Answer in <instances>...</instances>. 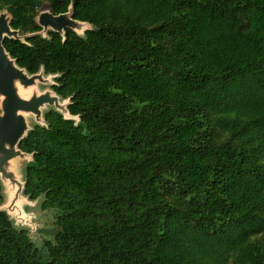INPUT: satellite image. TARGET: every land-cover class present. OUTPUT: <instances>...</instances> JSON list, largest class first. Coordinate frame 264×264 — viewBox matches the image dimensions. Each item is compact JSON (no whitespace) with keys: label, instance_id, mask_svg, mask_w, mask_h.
Masks as SVG:
<instances>
[{"label":"trees","instance_id":"16d2710c","mask_svg":"<svg viewBox=\"0 0 264 264\" xmlns=\"http://www.w3.org/2000/svg\"><path fill=\"white\" fill-rule=\"evenodd\" d=\"M44 4L89 28L3 45L74 118L50 107L18 143L23 194L55 221L37 246L0 210V264H264V0L0 10L30 34Z\"/></svg>","mask_w":264,"mask_h":264},{"label":"water","instance_id":"95a60500","mask_svg":"<svg viewBox=\"0 0 264 264\" xmlns=\"http://www.w3.org/2000/svg\"><path fill=\"white\" fill-rule=\"evenodd\" d=\"M72 15V6H69L66 12L53 14L44 4L36 17L37 23L41 26V30L30 34H20L19 30L13 29L10 26L11 14L9 11L7 9L0 10V154L4 155V162L18 153L28 154L18 148V143L29 130L21 112L35 114L36 117L41 118V123H39V121L36 123L44 124L43 116L41 115V107L47 103L50 104V106L53 104L55 109L62 113L65 118L74 117L71 116L67 110L69 99L59 98L52 89L51 93L44 92L37 95L33 93V95L28 98H23L17 94L15 87L17 82H20V84L24 86H29L34 84L36 78H40V74L44 73L41 69L37 73L28 74L24 68L16 65L15 60L12 59L6 51L3 41L5 37L23 40L25 37L33 34L44 35L48 30L63 34L65 28H71L77 33L79 29L85 27L83 30L84 32L89 28L87 23L74 19ZM50 76L53 78L52 75ZM60 100H62L61 103ZM63 101L67 102L63 103ZM29 155L31 160L32 154ZM22 187H24V183ZM1 205H3V203ZM0 210L8 214L5 209L0 208ZM17 210L18 209L15 208V211ZM17 213H20L19 210Z\"/></svg>","mask_w":264,"mask_h":264},{"label":"rangeland","instance_id":"374dc122","mask_svg":"<svg viewBox=\"0 0 264 264\" xmlns=\"http://www.w3.org/2000/svg\"><path fill=\"white\" fill-rule=\"evenodd\" d=\"M47 6V5H46ZM79 29L78 33L82 34L83 30ZM51 83L53 78L50 75L40 74V78H36L34 84L24 86L17 82L16 92L23 98H28L33 93L40 94L44 92L51 93ZM62 100H60L61 103ZM67 101H63L66 103ZM44 104L41 107V115L43 116L45 110L52 107L53 104ZM1 114V109H0ZM26 120L28 129L37 121L41 123V118L36 117L35 114L30 112H21ZM4 155L0 154V176L2 182L3 192V205L0 208L5 209L12 222L19 228H26L31 233V238L37 246H41L43 239L52 238V230L54 227V213L51 210H43L40 206L41 197L38 199L30 200L27 195L23 194V183H24V168L28 160H30L29 154H16L9 160H3ZM15 208L20 213L15 211Z\"/></svg>","mask_w":264,"mask_h":264}]
</instances>
